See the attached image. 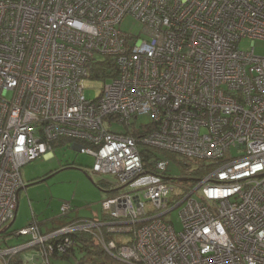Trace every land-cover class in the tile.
I'll return each instance as SVG.
<instances>
[{"label":"built area","instance_id":"2783aa9c","mask_svg":"<svg viewBox=\"0 0 264 264\" xmlns=\"http://www.w3.org/2000/svg\"><path fill=\"white\" fill-rule=\"evenodd\" d=\"M127 14L143 34L118 29ZM258 41L264 45V0H0V230L16 215L21 168L54 156L61 139L92 155L95 173L134 187L102 201L105 218L46 232L32 221L1 234L0 264H53L77 233L92 235L109 264H264ZM100 61L109 64L105 77L93 76ZM97 81L99 95L88 98ZM143 113L149 123L111 129ZM133 125L147 131L137 136ZM146 149L214 168L182 192L168 179V159L151 154L158 175L146 169ZM144 172L154 181L136 185ZM177 208L181 230L166 218ZM71 209L63 203V213ZM14 236L27 238L9 245Z\"/></svg>","mask_w":264,"mask_h":264},{"label":"rangeland","instance_id":"374dc122","mask_svg":"<svg viewBox=\"0 0 264 264\" xmlns=\"http://www.w3.org/2000/svg\"><path fill=\"white\" fill-rule=\"evenodd\" d=\"M118 29L129 34H143L142 24L130 14L124 16L118 25ZM241 46L245 50L250 49L251 40H243ZM256 52L259 54L264 53L262 41L256 42ZM100 58L102 59V57ZM100 84H103V82L97 81L93 84H88V86L93 85V88L86 89V96L93 99L97 97L101 91ZM150 119L151 117L148 114L143 113L138 118L132 117L126 123L116 121L112 122L110 126L114 131L125 132L128 127V122L131 124H147ZM105 123L108 124V120H105ZM241 151L237 150V152ZM155 152L158 158L168 159L170 161L166 174L173 178H183L187 174L188 169L196 168L200 164L205 163H192L189 161L188 164L191 168H188V166L183 164L184 161L181 156H178V160H170L165 152L161 150H156ZM54 154L51 157H38L21 168V175L25 185L20 190L16 218L10 231L7 233L8 236H11V232L28 225L32 221L37 222L46 231L59 227L77 217L84 219L101 216L103 214L102 201L114 193L111 192L112 190L119 188L116 175L113 173L99 175L92 170L95 162V158L92 155L79 152L72 145L68 144L57 146L54 149ZM179 158L182 161H179ZM206 165L210 166V168L204 172L202 177L208 175L214 168L212 162H207ZM53 172V176L42 180L45 176L51 175ZM202 177L198 175L195 178ZM38 180L40 182L32 184ZM100 181L102 184L97 185ZM151 181H154L152 174H143L138 178L136 185L144 184V182L150 183ZM172 181L175 184L177 182L179 183L177 187L182 192L185 191L183 186L187 188L194 187L197 183L195 180L186 182L179 180ZM129 187L127 186L119 191L124 192ZM133 188L130 187V189ZM65 202H70L72 209L63 213L62 205ZM179 210L180 208H177L166 215V218L173 220L177 230L182 229V223L179 220ZM127 237L128 235H125L124 238ZM4 238L5 236L0 237V245L5 247L6 243L4 242ZM26 238L27 236L9 237L7 243L9 245H19ZM75 246L74 254H68L64 257L52 256L53 264H109L111 260L110 257L104 254L88 253L86 250L80 248V243ZM34 254H36V249L32 248L23 252V257L30 259Z\"/></svg>","mask_w":264,"mask_h":264},{"label":"trees","instance_id":"16d2710c","mask_svg":"<svg viewBox=\"0 0 264 264\" xmlns=\"http://www.w3.org/2000/svg\"><path fill=\"white\" fill-rule=\"evenodd\" d=\"M100 66H99V69L96 70V74H93V76H97V77H105V75L108 74V68H109V64L108 63H104L103 61H100ZM105 64V65H104ZM140 124H143V123H140ZM135 125L132 126V128H130V132L133 131V133L135 135H140L141 132H145L147 131V129H143L145 126L144 125H139L138 127H140L138 130H136L137 127H134ZM147 126V125H146ZM149 128V127H148ZM66 141L65 139H61V140H58L54 143V149L59 146V145H66L65 144ZM156 150H153V149H146V150H143V155H144V165L146 167V169H150L151 171H153L154 169L152 168L153 167V164L151 163L153 157L151 156L152 155H155L156 156ZM165 154L167 157H169L170 160L172 159H176L178 160V156H181L183 158V164H185L186 166H188V168H191L188 164V162H192V163H201V161H197V160H188L186 157L182 156V155H178V154H173L171 152H166L165 151ZM152 157V158H151ZM181 158H179V161H182V159L180 160ZM187 161V162H186ZM75 164V163H73ZM82 166V165H80ZM83 167V166H82ZM210 166L206 165V163H203V164H200L199 166H197L196 168H191V169H188L187 170V174L185 175V177H189V180L188 181H192V180H197L195 177H197L198 175H201V177L204 175V172L209 169ZM153 173L157 174L156 171H153ZM158 175V174H157ZM187 177V178H188ZM165 179L168 178L167 176L164 177ZM199 179V178H198ZM102 184L101 181L97 184V185H100ZM111 192H116L114 190H112ZM114 193H112L110 196H112ZM106 215L105 213L103 212V214L101 216H94L92 218H95V219H102V218H105ZM80 217H77V218H74L72 219L71 221L69 222H66L67 223H70L72 221H74L75 219H79ZM57 228V227H55ZM43 232H46L48 230L45 231V229L41 228ZM54 229V228H53ZM51 230V229H50ZM10 231V230H9ZM8 231V232H9ZM7 232V233H8ZM7 233H5L4 235H8ZM12 233V232H11ZM10 233V234H11ZM74 237H76V244H79L80 243V248L86 250L88 253H96V254H104L106 256H108L103 248L101 247V245L97 242V240L90 234H87V233H81V234H74ZM76 247V246H75ZM75 247L72 248L70 250L69 253H66V254H62V255H59L61 257H64L68 254H74V251H75ZM112 262V261H109V263ZM81 264V263H80Z\"/></svg>","mask_w":264,"mask_h":264},{"label":"water","instance_id":"95a60500","mask_svg":"<svg viewBox=\"0 0 264 264\" xmlns=\"http://www.w3.org/2000/svg\"><path fill=\"white\" fill-rule=\"evenodd\" d=\"M146 173H148V172H144V174H146ZM53 175H54V172L51 175L45 176L42 180H46V179L50 178ZM90 178L93 180V178L91 176H90ZM171 178L172 179H177V180H180V181H188L189 180V178H187V177H183V178H173V177H171ZM171 178L169 177L168 179H171ZM38 182H40V180L35 181L32 184H36ZM28 185H31V184H28ZM119 189H121V188H116V189H114V191H118ZM15 218H16V215H15L14 219L8 225H6L4 228H2L0 230V235L1 234H5V233H7L10 230Z\"/></svg>","mask_w":264,"mask_h":264},{"label":"clouds","instance_id":"9594fccd","mask_svg":"<svg viewBox=\"0 0 264 264\" xmlns=\"http://www.w3.org/2000/svg\"><path fill=\"white\" fill-rule=\"evenodd\" d=\"M54 155H55V154H54ZM86 172H87V171H86ZM170 178H171V177H170ZM19 193H20V192H19ZM13 232H14V231H13ZM13 232H12V233H13Z\"/></svg>","mask_w":264,"mask_h":264},{"label":"crops","instance_id":"0c3cea01","mask_svg":"<svg viewBox=\"0 0 264 264\" xmlns=\"http://www.w3.org/2000/svg\"><path fill=\"white\" fill-rule=\"evenodd\" d=\"M20 194V193H19ZM18 210V209H17ZM34 219V218H33ZM42 228V227H41Z\"/></svg>","mask_w":264,"mask_h":264},{"label":"bare ground","instance_id":"6f19581e","mask_svg":"<svg viewBox=\"0 0 264 264\" xmlns=\"http://www.w3.org/2000/svg\"><path fill=\"white\" fill-rule=\"evenodd\" d=\"M173 154H175V153H173ZM179 155V154H178Z\"/></svg>","mask_w":264,"mask_h":264}]
</instances>
